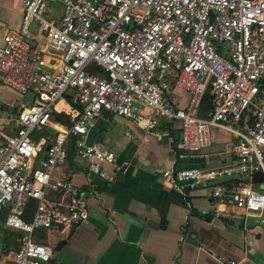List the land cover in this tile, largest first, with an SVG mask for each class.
I'll list each match as a JSON object with an SVG mask.
<instances>
[{"label":"built area","instance_id":"2783aa9c","mask_svg":"<svg viewBox=\"0 0 264 264\" xmlns=\"http://www.w3.org/2000/svg\"><path fill=\"white\" fill-rule=\"evenodd\" d=\"M53 4L59 11L47 15ZM22 6L20 28L8 30L0 45L1 86L33 98L12 115L0 108V211L7 210L4 227L22 234L14 264L51 260L52 248L34 241L39 231L55 228L64 236L87 222L86 198L62 167L65 144L74 138L90 175L113 165L106 145L87 143L103 111L146 132L156 129L159 117L178 121L180 153L207 149L211 128L227 132L233 164L161 176L182 192L219 175L237 176L247 182L230 192L215 186L213 197L264 213V107L254 103L264 102V0H22ZM32 23L45 50L32 42ZM47 53L60 54V70H48ZM172 86L187 93L184 108L169 99ZM207 88L211 107L201 118ZM67 95L77 106L69 125L48 145L34 141L32 134L48 126ZM28 199L36 201L30 223L21 217Z\"/></svg>","mask_w":264,"mask_h":264},{"label":"crops","instance_id":"0c3cea01","mask_svg":"<svg viewBox=\"0 0 264 264\" xmlns=\"http://www.w3.org/2000/svg\"><path fill=\"white\" fill-rule=\"evenodd\" d=\"M56 11L58 6L51 7L47 15ZM22 16V0H0V45L8 30L20 28ZM30 29L32 42L45 50L35 23ZM59 55L46 54L49 71L62 68ZM3 89L0 84V92ZM167 95L176 107L186 106L188 95L184 90L172 86ZM68 99L71 97L67 95L57 104L53 115L70 121L77 106ZM1 100L0 108L8 115L16 113L21 102L10 91ZM22 101L32 103V95ZM53 115L48 126L32 134L34 141L47 145L58 130L66 127ZM214 130L217 134L207 149L180 153L175 148L180 137L178 121L159 117L156 129L146 132L126 118L103 111L87 143L106 145L114 152L115 162L103 167L98 175H90V163L76 155L74 140L66 141L67 157L62 167L86 198L88 220L64 236L55 228L36 234L37 242L52 249L65 241L46 264H264V213L244 212L228 198L220 200L212 195L215 186L246 180L219 175L182 192L161 176L167 170L219 171L233 164L235 157L226 152L233 138L224 136L218 128ZM14 254L12 246L0 237V264H14Z\"/></svg>","mask_w":264,"mask_h":264},{"label":"trees","instance_id":"16d2710c","mask_svg":"<svg viewBox=\"0 0 264 264\" xmlns=\"http://www.w3.org/2000/svg\"><path fill=\"white\" fill-rule=\"evenodd\" d=\"M68 101L70 103H72L71 99H68ZM210 107H211L210 88H207V90L205 91V93L201 99L198 116L201 118H205L207 116L208 112L210 111ZM53 119H55L57 122L63 124L64 126L69 125V118L68 117H65V119H63V117L58 116V114H54ZM72 139L74 140V138L70 137L68 140H72ZM74 142H75V140H74ZM48 144H50V142H47V145ZM239 183H240L239 181L230 182L229 185H225V186H226L227 190L230 191L234 186H237ZM6 216H7V210H6V208H2L0 211V237H3L4 244L8 243V245L12 246V248L16 252L17 248L21 242L22 234L20 232L14 233V232H11V231L3 228ZM34 241L37 242L36 239H34ZM3 249L5 250V245H3Z\"/></svg>","mask_w":264,"mask_h":264},{"label":"water","instance_id":"95a60500","mask_svg":"<svg viewBox=\"0 0 264 264\" xmlns=\"http://www.w3.org/2000/svg\"><path fill=\"white\" fill-rule=\"evenodd\" d=\"M261 178H262V176L260 174L256 175L257 180H259ZM35 209H36V201L34 199H28L25 206H24V209H23V214L21 216L22 220L26 223H30L32 218H33V214H34ZM64 244H65L64 240H62L58 244H56L54 246V248L52 249V254L54 255L55 253L59 252L61 250V248L64 246ZM55 264H58V263H55Z\"/></svg>","mask_w":264,"mask_h":264},{"label":"rangeland","instance_id":"374dc122","mask_svg":"<svg viewBox=\"0 0 264 264\" xmlns=\"http://www.w3.org/2000/svg\"><path fill=\"white\" fill-rule=\"evenodd\" d=\"M51 7L56 8L57 5L53 4L52 6L49 7V10H50ZM49 10H48V11H49ZM10 94H11V93H10ZM8 95H9V91L6 90V89H5V90L3 89V90L0 92V97H2V98H4L5 96H8ZM2 98H0V104L3 103L2 100H1ZM18 99H21L20 101L23 102V101H22V98H19V97H18ZM254 103H255L256 105L260 106V107H264V102L261 103V102H259V101L254 100ZM1 105H2V104H1ZM220 132H221L224 136H228V133H227V132H225V131H220ZM215 133H216V132H215L214 128H211V138H213L214 135L217 134V133H216V134H215ZM9 264H12V263H9Z\"/></svg>","mask_w":264,"mask_h":264}]
</instances>
